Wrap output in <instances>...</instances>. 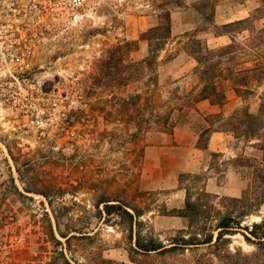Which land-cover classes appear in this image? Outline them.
I'll return each mask as SVG.
<instances>
[{
    "label": "rangeland",
    "instance_id": "1",
    "mask_svg": "<svg viewBox=\"0 0 264 264\" xmlns=\"http://www.w3.org/2000/svg\"><path fill=\"white\" fill-rule=\"evenodd\" d=\"M186 2L89 0L81 9L28 13L22 23L30 47L24 68L17 79L0 82V250L17 264H224L207 245L170 253L131 250L137 231L165 245L187 236L186 218L180 227H172V219L159 221L182 205L186 188L193 199H208L225 213L230 199L248 185L234 160L262 157L258 140L228 132L227 149L208 153L206 166L194 170L195 152L187 144L196 137L197 145L207 115L228 117L246 105L253 113L259 110L264 26L249 19L217 28L233 35L217 49L199 37L209 29L204 19L196 29L167 40L147 39L167 11ZM243 29L249 31L238 35ZM132 40H138V49L125 51V60H140L150 49L155 63L139 81L106 85L98 61L111 47ZM213 64L226 96L221 105L195 100L205 82L201 71ZM231 76H247L238 86L249 91L235 92ZM166 115L169 129L163 124ZM187 160L191 170L185 168ZM211 180L215 185L208 189ZM102 200L130 212L139 208L142 215L135 221L140 224L123 212L107 214ZM261 219L264 204L243 224ZM230 247L256 250L240 232L231 236Z\"/></svg>",
    "mask_w": 264,
    "mask_h": 264
},
{
    "label": "trees",
    "instance_id": "2",
    "mask_svg": "<svg viewBox=\"0 0 264 264\" xmlns=\"http://www.w3.org/2000/svg\"><path fill=\"white\" fill-rule=\"evenodd\" d=\"M163 19V23L148 31V40L152 38L167 40L170 38L171 19L169 11L165 13ZM248 20L235 21L222 28L242 24ZM137 49L138 40L126 41L108 49L107 55L100 59L97 64L100 78L103 77V80L107 79L106 85H123L125 79L133 82L139 81L146 70L152 68L156 57L150 49L148 55L140 60L133 58L130 61L125 60L123 56L125 51L133 52ZM195 58L198 62L202 60L200 56ZM219 73L221 72L216 70L215 64L206 65L202 69L201 77L205 82L199 96L195 99L196 101L208 100L212 104L218 105L224 103L226 99L225 93L219 89L216 83V78L220 76ZM246 78L247 76L240 78L231 76L235 92L240 94L241 92L249 91L238 86L239 79L245 81ZM244 86H247V84ZM133 97L137 100L135 101L137 103L140 95L136 94ZM163 119L164 127L169 129L171 127L169 115L164 116ZM205 121L207 126L200 130L197 139V147L201 149L205 150L208 148L211 133L217 131L231 132L235 138H244L248 142L252 139L259 141L255 146L262 152L260 160L242 155L234 160V165L240 167L243 176L248 179V185L244 188L240 197L230 199L229 208L226 209L225 213H222L208 199H203L202 197L193 199L189 189L186 188L184 206L167 211L168 213L166 214L187 219L189 229L187 236H175L169 239L168 245H165L156 238H146L140 231H137L131 250L135 253H170L184 248L207 245L210 248V253L222 260L224 264H264V219L259 222H253L250 225L243 224L246 217L254 214L264 204V97L256 113L251 112L246 105L236 109L228 117H224L220 113L207 115ZM213 155L216 154L213 153ZM183 175L181 174L180 176L182 177ZM192 177L197 178L198 176L192 175ZM202 193L206 198H209V194L205 190H202ZM101 202L104 203V210L107 214L123 212L133 222L142 215L139 208L136 207L132 208L133 212H130L122 204H112L109 203L110 200H102ZM214 219L215 223L213 224L211 221ZM135 223L137 225L140 224L137 220ZM242 229L246 232H242ZM237 232L242 233L247 242L255 244L256 250L247 253L242 248L231 249V236ZM252 238H255L256 241L252 240ZM203 264L209 263L204 262Z\"/></svg>",
    "mask_w": 264,
    "mask_h": 264
},
{
    "label": "crops",
    "instance_id": "3",
    "mask_svg": "<svg viewBox=\"0 0 264 264\" xmlns=\"http://www.w3.org/2000/svg\"><path fill=\"white\" fill-rule=\"evenodd\" d=\"M261 8H264V0H187L185 5H179L175 9H170L171 34L178 36L188 30L196 29L199 26V22L204 19L209 23V29L201 31L199 37L208 44L209 48L217 49L228 45L233 37L230 33H218L216 31L217 28L235 21L247 19H251L256 27L258 25L264 26V15H258ZM205 13H209L211 17L205 18ZM248 31V29H243L242 31H238L237 34L242 35ZM230 137L231 134L228 132L217 131L211 133L208 148L205 150L197 147V145L195 146L196 137L192 143L189 142L187 145L191 144L195 152L194 163L196 167L194 170L196 171L206 166V156L208 153H222L225 151L227 149V140ZM190 162L187 160L185 165V168L188 170H191L190 167H192L189 164ZM228 176L235 178L236 174L229 173ZM214 185V180H211L208 182L207 188L211 187L213 189ZM233 186L236 191L234 195H238L241 189L236 186V181H234ZM223 189L224 187H220L217 189V192H221ZM178 191L182 192V189ZM184 203L185 200H183L182 205L174 206V208H182ZM161 217L159 221H163L166 218L172 219V227H180L184 224V218L180 216Z\"/></svg>",
    "mask_w": 264,
    "mask_h": 264
},
{
    "label": "built area",
    "instance_id": "4",
    "mask_svg": "<svg viewBox=\"0 0 264 264\" xmlns=\"http://www.w3.org/2000/svg\"><path fill=\"white\" fill-rule=\"evenodd\" d=\"M89 0H0V82L18 77L29 54L28 32L22 25L28 13L81 9ZM1 245V242H0ZM0 264H17L0 250Z\"/></svg>",
    "mask_w": 264,
    "mask_h": 264
}]
</instances>
